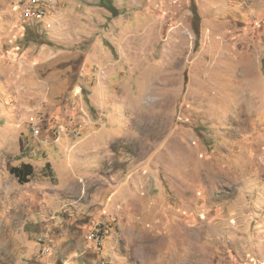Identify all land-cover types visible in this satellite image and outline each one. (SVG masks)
<instances>
[{"label":"rangeland","instance_id":"1","mask_svg":"<svg viewBox=\"0 0 264 264\" xmlns=\"http://www.w3.org/2000/svg\"><path fill=\"white\" fill-rule=\"evenodd\" d=\"M28 1L0 0V264H264V0Z\"/></svg>","mask_w":264,"mask_h":264},{"label":"built area","instance_id":"2","mask_svg":"<svg viewBox=\"0 0 264 264\" xmlns=\"http://www.w3.org/2000/svg\"><path fill=\"white\" fill-rule=\"evenodd\" d=\"M38 2L39 1H37V0H31V1H28L27 3H26V5H19L18 3H17V7L18 8H21V6H23V8L21 9V15L22 16H24V17H37V18H39L43 13H44V11H43V13L42 12H40L38 9ZM32 130H33V132L34 133H38V128L37 127H35V126H33L32 127ZM98 235L97 234H95V233H92V234H90L89 235V238L91 239V240H96V239H98Z\"/></svg>","mask_w":264,"mask_h":264},{"label":"trees","instance_id":"3","mask_svg":"<svg viewBox=\"0 0 264 264\" xmlns=\"http://www.w3.org/2000/svg\"><path fill=\"white\" fill-rule=\"evenodd\" d=\"M107 8L109 9L110 7H107ZM109 10L112 11L111 8ZM193 14L195 16L197 15L195 9L193 10ZM9 171L13 175H15L20 182H26L28 181V178L32 173V165L30 163H22L19 166L10 167Z\"/></svg>","mask_w":264,"mask_h":264}]
</instances>
